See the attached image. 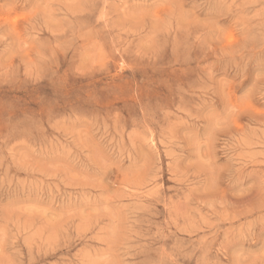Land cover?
I'll return each instance as SVG.
<instances>
[{"label":"rangeland","instance_id":"374dc122","mask_svg":"<svg viewBox=\"0 0 264 264\" xmlns=\"http://www.w3.org/2000/svg\"><path fill=\"white\" fill-rule=\"evenodd\" d=\"M0 264H264V0H0Z\"/></svg>","mask_w":264,"mask_h":264}]
</instances>
